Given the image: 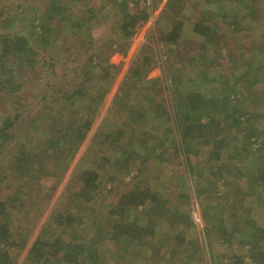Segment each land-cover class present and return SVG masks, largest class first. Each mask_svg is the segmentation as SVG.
I'll use <instances>...</instances> for the list:
<instances>
[{"label": "trees", "instance_id": "1", "mask_svg": "<svg viewBox=\"0 0 264 264\" xmlns=\"http://www.w3.org/2000/svg\"><path fill=\"white\" fill-rule=\"evenodd\" d=\"M145 1L133 0L135 4ZM204 1L213 8L192 24V32L200 38V51L194 68L185 71L192 78L185 92L174 96L173 111L159 90L160 78L145 79L154 65L152 51L132 62L122 82L123 93L120 89L117 93L118 99L131 90L142 94L133 104L147 105L154 118L164 117L168 125L163 133L155 136L144 130L135 134L124 129L118 141L112 139L115 130L104 132L101 141L95 137L74 170L73 206L53 208L51 215L46 212L56 183L76 157L110 89L112 79L107 80L114 66L109 57L116 52L124 55L128 44L113 38L100 46L84 42L82 47L93 52L84 54L75 66L74 84L61 90L57 113L39 122L49 114L44 105L49 99L44 97L21 138L17 123L26 104L22 99H31L27 94L34 83L30 74L50 65L46 61L54 46L60 61L70 59L57 39L62 19L84 29L95 16H90V10L74 13L76 2L83 0H50L46 8L33 9L34 18L30 16L19 31L4 33L6 17L0 20V104L10 103L15 109L13 116L0 114V187L6 185L9 192L0 195V264H16L10 250L21 251L28 244L20 264H264V225L258 220L264 215V137H253L264 127V92L260 91L264 86V32L251 42L238 40L245 29L241 25L244 11L254 9L253 1ZM170 4L160 16L163 28V21L170 25L160 41L170 45L169 52L177 48L182 60L187 51L179 46V38L187 25L169 15ZM146 8L120 17L118 31L124 40L145 21ZM179 13L180 9L175 15ZM4 14L0 12L1 17ZM213 18L228 28L212 25ZM229 31L235 34L233 41L224 39L223 33ZM73 32L71 38L76 37ZM179 74L183 77L184 73ZM181 76H173L171 83L179 85ZM135 80L154 87L136 88ZM37 84L44 88L42 92L49 88L46 81ZM233 94L240 96L234 100ZM130 122L122 124L130 126ZM34 131L41 138L29 142L27 136ZM94 146L99 147L98 158ZM139 159L143 168L137 166ZM181 159L194 180L203 240L195 230L198 224L190 213L189 196L181 191L167 204L154 186L156 169L182 163ZM98 161L103 169L108 164L116 166L124 179L117 183V188H123L113 203L102 200L103 169ZM106 175L108 182L118 181L111 173ZM43 215L48 219L30 242Z\"/></svg>", "mask_w": 264, "mask_h": 264}, {"label": "rangeland", "instance_id": "2", "mask_svg": "<svg viewBox=\"0 0 264 264\" xmlns=\"http://www.w3.org/2000/svg\"><path fill=\"white\" fill-rule=\"evenodd\" d=\"M104 1V2H103ZM83 0V2H76L78 5L75 6L74 13L78 15V12L81 10H90V16H95L93 19H88V22L84 24V26H88L84 29H79L78 27L74 28L70 22H66V19H62L61 29L58 28V36L59 42H63L66 47L65 53L69 55L70 59L67 61H60L58 59L59 54L56 53V47H53V51L51 52V56L49 57L48 67H44V69L37 73H32L31 78L34 81L33 84L28 86L27 94L31 96V99H27L25 101V108L22 106L21 110L24 113H21L18 119V135L21 138H25L23 134H27L24 131V126L29 125L33 115L36 111L41 108L43 104V98L46 97L49 99L45 105V111H47L48 116L44 118L41 116L39 122L45 123L49 118L57 113L58 108H60L59 97L61 94V90L69 88L74 80V69L77 64L80 63L81 58L84 54H90L93 52V49L89 50V47L84 46V42L92 41L95 46H100L103 40L107 39H116L120 42L126 41L128 44L127 52L123 55L121 53H113L109 57V62L114 66L110 78L107 82L110 83V89L105 96L104 100L101 102L99 108H97L95 112V117L93 118L92 126L87 133L82 145L80 146L76 157L69 164L67 170H65V176H63L60 183H56V189L53 191L51 203L48 207L46 214L51 215L53 208H58L63 210L65 207L71 208L74 204L75 198H73V191L75 189L76 183L73 179L74 170H76L79 159L82 155L86 154L89 151L90 147H92V140L97 139L96 142L101 141L100 138L104 132L115 130V134L112 136L113 141H118L121 139V134L124 129L128 130V133L134 132L135 134H140L144 130L152 133V135L158 136L165 130L168 125V121L163 118H154L152 109L148 108L147 105H137L135 106L133 103L140 99V95H136L134 91H128L125 93L122 98L118 99L117 93L120 89V92L123 93L124 86L122 87V82L125 80V75L129 70L132 62L137 59V57L144 53L153 52L154 55V65L151 68L150 72L146 75L147 79H153L159 77V90L162 92V96L165 98L167 103V107L170 111H173V98L177 94H183L186 88V82L190 81L192 76H185V71H191L194 68L193 63H196L195 60L198 57V53L200 51V38L196 36L192 32V24L195 20L200 19L204 16L209 9L213 8V5H208L204 0H146L143 4H135L133 0ZM170 2V6L168 7L169 15L176 17L175 20L183 19V24L187 25V28L182 30V34L179 38V46L183 48V51H187V54L184 55L182 60L178 55L177 48H173L171 52L166 49L170 45L168 43H163L160 41L161 35L163 33H167V29L170 28V25H166L165 21H163L164 28L161 25L160 16L162 11L164 10L165 5ZM253 1V8H249L245 10V16L241 21V25L248 30L247 36L244 34L246 31L243 29L238 35V40L242 38H247L251 42L255 40L256 35L264 32V0H248ZM50 0H0V12H4V16L6 17V23L8 28L3 32H16L22 29L21 27L28 23L30 16L33 15V9H37L40 11L41 9L46 8V4H48ZM11 4V5H10ZM83 4L82 7L81 5ZM105 5V8L102 9V5ZM248 6L247 3H245ZM146 6H148L149 13L145 19V21L141 22L139 26L133 30L129 38L124 40V37L120 35L118 22L120 17L124 16L127 12L137 13L140 10H146ZM178 7V8H177ZM249 7V6H248ZM90 8V9H89ZM224 7L221 5V9ZM78 9V11H77ZM181 10V13H178V10ZM88 17L85 16V19ZM219 19L211 20L212 25H217L220 29L223 28L224 23L217 21ZM170 24V23H169ZM191 25V28L189 27ZM167 26V28H166ZM225 26V25H224ZM228 28L227 26H225ZM166 28V30H165ZM75 31V32H73ZM23 31L19 32L22 33ZM73 33H77L76 37L71 38ZM71 35V36H70ZM224 39H231L233 41V36H235L234 32H224ZM88 49V50H87ZM102 49V46H101ZM49 54V53H48ZM191 59V64H190ZM185 64L182 67L181 62ZM182 71L183 77L179 72ZM203 73V71L201 72ZM173 76H181L182 81L179 85L171 83ZM43 79V80H42ZM48 82L47 91L42 90L44 88H40L37 82ZM136 88H151L154 86H149L148 83H140L139 80H135ZM122 87V88H121ZM261 92H264V86L261 85ZM137 92V91H136ZM53 95V97H51ZM240 95L233 94L232 97L234 100L238 98ZM243 96V95H242ZM51 97V98H49ZM131 108H134L132 111ZM15 109L10 105V103H2L0 104V114H9L13 116L15 114ZM44 111V112H45ZM140 112V113H139ZM138 113L140 116H138ZM109 118V119H107ZM129 121L132 125H124L122 123H126ZM135 124V126H134ZM120 126L122 127L120 129ZM134 126V127H133ZM264 126V125H263ZM264 127L261 129H257L255 131L253 137L263 138L264 137ZM34 138H41L37 131L30 132L27 139L29 142ZM21 147V145H18ZM97 151L95 154L98 158L99 147L94 146ZM208 149V147H206ZM182 163H166V165L161 168H157L158 172H154V176H158L156 178L157 183H154V186H157L158 191L160 192V198L165 200L167 204H170L173 199L176 198V194L183 191L190 198V213L192 214V218L194 213H198V201L196 199L194 193V180L190 176L187 168L184 167L185 162L181 159ZM137 166L143 168L145 166L142 162V159L137 161ZM100 168L103 169L102 163L99 161ZM136 165V164H134ZM42 168V167H41ZM117 167L113 164H108L105 169L101 170L102 182H103V197L102 200L105 201L107 199V203H113L119 196L120 191L123 187L117 188V183L124 182V179L119 176V172L116 169ZM137 168V167H136ZM260 173L263 171H259ZM111 173L114 177L116 176L118 181H115L113 184L108 182L107 175ZM152 175V174H151ZM153 181V180H152ZM184 184V185H182ZM116 185V188H115ZM252 185V184H251ZM6 186V185H5ZM4 184L0 187V195L5 197L4 195L8 194L5 190ZM180 186L183 188L179 190ZM252 187V186H251ZM52 206V208H51ZM51 211V212H50ZM35 213L30 216L33 218ZM47 215H43L41 220L39 221L33 235L30 238V242L36 237L37 232L41 224L47 220ZM258 220L261 222L260 225H264V215H261V218L258 217ZM194 221V219H193ZM195 222V221H194ZM197 223V222H195ZM195 227V230L198 232L200 238L204 239V231L201 228L199 222ZM240 228V226H238ZM173 235L169 236L168 245L171 246L173 243ZM244 238L250 240L249 235H246ZM246 240V241H247ZM236 244V241H234ZM29 244L26 245L24 250L11 249L10 252L13 256H15L16 264H20L22 259L25 257ZM218 249H221L219 245H217ZM136 261H134L135 263ZM165 262V261H164ZM167 262V261H166ZM141 264V262H138Z\"/></svg>", "mask_w": 264, "mask_h": 264}, {"label": "built area", "instance_id": "3", "mask_svg": "<svg viewBox=\"0 0 264 264\" xmlns=\"http://www.w3.org/2000/svg\"><path fill=\"white\" fill-rule=\"evenodd\" d=\"M193 219L195 222H199V224L201 223L200 217H199V212L198 213H194L193 215Z\"/></svg>", "mask_w": 264, "mask_h": 264}]
</instances>
